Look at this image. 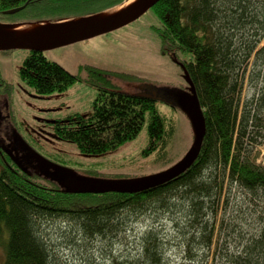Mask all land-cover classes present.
I'll list each match as a JSON object with an SVG mask.
<instances>
[{"label":"trees","instance_id":"trees-1","mask_svg":"<svg viewBox=\"0 0 264 264\" xmlns=\"http://www.w3.org/2000/svg\"><path fill=\"white\" fill-rule=\"evenodd\" d=\"M127 1L0 0V20H60ZM153 8L163 21V44L195 85L205 114L198 158L175 179L143 192L74 193L61 184L62 172L47 169L10 128L8 99L0 96L4 264H71L48 232L55 216L72 220V229H59L72 232L69 238L77 245L149 221L136 237L135 252L111 264H264V163L253 153L264 142V133L257 139L264 129V0H160ZM28 52L19 74L37 94L65 91L84 80L98 88L90 115L77 112L54 122L60 137L98 154L135 139L147 125L142 153L153 156L152 163L173 164L174 116L159 110L160 100L124 87L126 80L140 83L141 77L91 65L83 77L44 52ZM247 80L256 92L242 100ZM178 252L181 258L173 260Z\"/></svg>","mask_w":264,"mask_h":264},{"label":"rangeland","instance_id":"rangeland-1","mask_svg":"<svg viewBox=\"0 0 264 264\" xmlns=\"http://www.w3.org/2000/svg\"><path fill=\"white\" fill-rule=\"evenodd\" d=\"M162 26V19L152 7L138 19L119 29L47 50L44 54L48 59L59 62L72 73L81 74L83 77L87 75L86 66L91 65L137 75L144 80L140 83L186 87L188 82L182 66L163 44L159 31ZM28 51H0V78L4 80L0 82V96L8 99L10 128H14L36 153L59 166L90 178H137L170 167V164L164 166L152 163L153 156H145L142 153L147 144V125L135 139L98 154L82 152L74 141L60 137L55 131L54 122L77 112L84 116L90 115L98 88L84 80L77 81L65 91L37 94L19 74ZM186 55L188 54L179 53L178 56L183 58ZM247 81L242 100L250 99L256 92L251 89L250 81ZM140 83L136 80H126L124 87L128 91L138 92L137 85ZM158 107L161 112L173 115L176 122L171 151L174 164L192 144V125L181 109H174L164 101H158ZM263 133L264 129H261L257 134L258 140L263 139ZM253 153L258 154V162L264 163V142L256 146ZM49 219L46 218L45 227L50 224ZM146 222L149 224L145 219L134 221L127 226L126 231H119L107 239L92 236L86 243H80H84L83 247L70 240L72 232L66 235L59 229H72V220L66 217L51 218L48 232L51 233L53 241L57 239L59 245H63L61 251L68 255L71 264H111L113 258L123 256L130 250L135 252L138 244L136 237L146 229ZM260 224L258 227L263 228L264 224ZM178 258H181L179 252L172 257L173 260ZM4 260L5 248L0 244V264H4Z\"/></svg>","mask_w":264,"mask_h":264},{"label":"water","instance_id":"water-1","mask_svg":"<svg viewBox=\"0 0 264 264\" xmlns=\"http://www.w3.org/2000/svg\"><path fill=\"white\" fill-rule=\"evenodd\" d=\"M128 1L118 5H124V7L116 11L112 10L118 6L60 20L23 22L0 20V51L26 49L45 52L91 39L135 21L160 0H134L125 5ZM24 7L25 5L15 7L5 11V13H16ZM184 76L188 85L183 88L156 86L144 82L137 85L139 91L135 92L137 96L164 101L173 107H177L190 119L193 130L192 144L185 154L170 167L160 172L137 178H90L59 166L35 151L34 154L43 159V163L47 169L50 170L52 168L54 171L62 172L60 174L62 179L61 184L74 193H137L168 183L184 173L195 163L201 152L207 131L205 114L195 85L185 70ZM42 171L43 173H47L45 170Z\"/></svg>","mask_w":264,"mask_h":264},{"label":"bare ground","instance_id":"bare-ground-1","mask_svg":"<svg viewBox=\"0 0 264 264\" xmlns=\"http://www.w3.org/2000/svg\"><path fill=\"white\" fill-rule=\"evenodd\" d=\"M133 1H134V0H129L128 3H126L125 5H127V4H129V3L133 2ZM123 7H124V5H122V6H118L117 8H114L112 11L119 10V9H121V8H123Z\"/></svg>","mask_w":264,"mask_h":264}]
</instances>
